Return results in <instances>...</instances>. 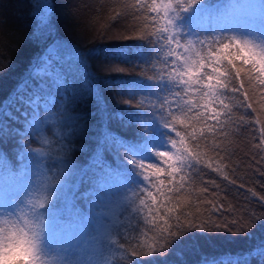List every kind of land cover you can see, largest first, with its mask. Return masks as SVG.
Listing matches in <instances>:
<instances>
[{
  "label": "trees",
  "instance_id": "trees-1",
  "mask_svg": "<svg viewBox=\"0 0 264 264\" xmlns=\"http://www.w3.org/2000/svg\"><path fill=\"white\" fill-rule=\"evenodd\" d=\"M158 2L0 0V187L23 215L45 205L47 264L60 257L75 264L80 251L92 264H264V85L247 67L235 80L214 73L205 96L196 88L181 92L195 105L181 113L179 85L161 79L176 75V53L163 40ZM249 2L264 24V0ZM229 15L222 0H200L180 14V35L234 37ZM42 66L60 78L59 90L35 73ZM205 67L212 70L201 60L200 71ZM257 74L264 76L259 65ZM29 163L41 172L28 192L19 182L30 174L33 183ZM177 165L183 170L170 177ZM177 215L229 227L239 218L252 227L190 228L153 252L163 243L155 226Z\"/></svg>",
  "mask_w": 264,
  "mask_h": 264
},
{
  "label": "snow or ice",
  "instance_id": "snow-or-ice-1",
  "mask_svg": "<svg viewBox=\"0 0 264 264\" xmlns=\"http://www.w3.org/2000/svg\"><path fill=\"white\" fill-rule=\"evenodd\" d=\"M199 2L200 0H168V4L165 5L163 12V15L167 17L166 24L163 28V32L167 33V35L163 37V40L169 47V55H172L173 52L176 53L173 56V70L176 72V75L172 76L169 74V76L161 77V79H167L179 85V89L174 93L176 97L174 103L181 113L190 112L195 107L191 101H185V98L181 96V92L190 94V90L196 88L200 96H205V92H207L208 89L204 87V84L207 83L208 76L214 73L223 72L225 74L223 77L224 81L229 80V78L235 80L237 77H240L242 71L247 67V72L245 74L252 76L253 73H255V78L260 81V84L264 85V76L257 74L258 65L260 66L261 72H264V47L250 40H242L235 37L211 38L209 40L185 39L180 35V29L177 27L176 20L182 12L189 11ZM153 11H155V8H153ZM181 41H183V43H181ZM217 43L220 44L218 50L215 47ZM257 49H259V51H257ZM205 50L207 51V55L200 56V52ZM181 56L184 57L182 62L180 59ZM193 56L197 57L195 61L192 60ZM201 60L204 62L207 61V64L211 65L212 70H205L208 68L205 67L201 72ZM225 61L226 66L222 70L221 64ZM237 61H239V63H237ZM177 64H179V68L176 67ZM194 73H199V75H194ZM249 83H251V81H249ZM239 90L240 89L235 87L232 89L233 92ZM197 103H199V100ZM173 117H175L174 114ZM165 123L167 126V119ZM175 168L176 170L169 174L170 177L173 176L174 173L183 170V167L179 165L175 166ZM156 171L158 172L159 170L156 169ZM225 179H227V176H225ZM232 183H235V181H232ZM161 184H163V181H161ZM151 195L152 194L149 193V196ZM261 199L264 200V197H261ZM153 200H155L154 197ZM148 207L149 210L152 211L153 216L159 213V210H152L150 205ZM219 211L220 209H217V212ZM180 215H183V213ZM180 215L174 217L169 216V220L172 221L171 224L162 222L163 227H161L160 224L155 226L158 232V239L163 241V243L158 249L154 248L153 252H164L176 238L190 228H200L208 231H232V229L235 228L242 232L244 231L245 224H247L249 228L252 227L250 222H246L239 218H235L231 221V227H229L228 221L225 220L223 225H221L216 221H212L211 217L208 218L207 222L203 220L197 222V219L193 218L189 223H185L180 219ZM261 218H264V216H261Z\"/></svg>",
  "mask_w": 264,
  "mask_h": 264
},
{
  "label": "rangeland",
  "instance_id": "rangeland-1",
  "mask_svg": "<svg viewBox=\"0 0 264 264\" xmlns=\"http://www.w3.org/2000/svg\"><path fill=\"white\" fill-rule=\"evenodd\" d=\"M250 0H237V4L238 7L232 11L231 13L235 16L232 19H228V25L231 26L232 31L234 32V36L235 38L238 39H242V40H250L258 45H260L261 47H264V24H261V22H259L256 19V10L255 7L253 5L250 4L249 2ZM168 4V0H159L158 2V6L160 8V11L162 13V17L163 20L166 24V20L167 17L163 15L164 12V8L165 5ZM241 10V12H239ZM238 13V15H237ZM176 24L177 27L181 30V24L179 22V20H176ZM189 33H187V39L191 38V31H188ZM77 35V34H76ZM191 35V36H190ZM78 36V35H77ZM77 36H75V38L77 39ZM79 37V36H78ZM82 38V37H79ZM181 43H183L181 41ZM52 49V47H51ZM257 51H259V49H257ZM181 62L183 61L184 57L181 56ZM51 60V62L49 63V61ZM192 60H195V56L192 57ZM48 64V67L52 66L54 67L53 61L51 58H49L48 56H46L44 58V64ZM45 66V65H44ZM35 73L40 76L43 81L45 83H49L51 89H55V90H59L60 85L59 82L56 78H59L56 74L54 76V71L51 69H48L47 67H36L35 69ZM264 74V72H263ZM195 75V73H194ZM60 80V78H59ZM47 108V106H46ZM45 108V109H46ZM35 109V108H33ZM38 111H34V113H37ZM20 113L22 115L25 116V110H20ZM43 117L45 119H49V115L47 113V111L44 112ZM37 116L33 117V116H29L27 118L26 121H28L31 125H33L34 129L36 130H43V127H41V125L39 124L38 119H36ZM39 132V131H38ZM40 140H45V136L44 134L39 132V136ZM160 151L163 153V148L162 146H159ZM35 164L29 163V170L34 173V177H33V183L30 182L31 176L30 174L23 176L20 179V184L23 185L22 189L26 190V191H30L33 190L35 191L37 189V187L34 186H39V183L37 181V176L40 175V172L36 166H34ZM41 183V182H40ZM122 183V181L120 182ZM17 212H19L21 215L22 212L20 211L17 203H15L7 194V189L6 188H2L0 187V216L3 215H15ZM55 250L60 253L63 254L64 252L66 253V255L69 254V252L67 250L61 251V247L59 244H57L55 246ZM58 264H64L63 259L60 257L58 259ZM75 264H92V258L90 256L86 257V254L83 251L78 252L77 257H76V263Z\"/></svg>",
  "mask_w": 264,
  "mask_h": 264
},
{
  "label": "clouds",
  "instance_id": "clouds-1",
  "mask_svg": "<svg viewBox=\"0 0 264 264\" xmlns=\"http://www.w3.org/2000/svg\"><path fill=\"white\" fill-rule=\"evenodd\" d=\"M227 16L237 7V0H222ZM33 206L29 214L0 216V264H47L41 251L42 218Z\"/></svg>",
  "mask_w": 264,
  "mask_h": 264
}]
</instances>
